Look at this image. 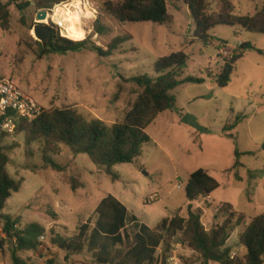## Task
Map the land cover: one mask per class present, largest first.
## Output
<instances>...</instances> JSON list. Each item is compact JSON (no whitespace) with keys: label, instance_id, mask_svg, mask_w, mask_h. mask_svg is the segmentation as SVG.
Segmentation results:
<instances>
[{"label":"rangeland","instance_id":"rangeland-1","mask_svg":"<svg viewBox=\"0 0 264 264\" xmlns=\"http://www.w3.org/2000/svg\"><path fill=\"white\" fill-rule=\"evenodd\" d=\"M106 1L119 2L90 0L92 12L84 27L92 33L86 38L103 49L116 37L132 39L118 45L111 56L102 57L90 48L50 52L34 33L36 23L41 22L34 0H0L12 2L9 27L0 24V71L45 109L71 106L85 117L100 118L109 125L124 119L142 91L130 80L138 75L156 77L154 65L162 57L184 52L187 62L179 79L204 81L185 82L172 91L175 104L148 126L151 141L140 155L131 163L110 168L117 180L107 167L96 164L88 154L74 153L64 143H29L25 132L4 137L2 144L10 157L8 171L24 180L4 211L19 218L18 228L38 223L45 227V235L37 249L19 250L16 240L8 239L0 225V264H95L88 250L69 254L53 243V237L76 235L89 218H96V207L107 194L117 197L151 228L164 218L187 217L186 185L200 168L217 179L220 187L211 196L193 201V210L201 212L206 230L223 223L225 216L219 210L225 204L244 213L243 223L227 242L231 255L243 258L247 249L241 245L240 235L254 217L264 213V54L258 51H264V34L218 25L207 43L194 37L196 26L184 0H168L174 17L168 25L120 22L103 11ZM26 2L30 6L20 9L18 4ZM233 3L237 15H255L264 7V0ZM208 9L216 12L217 3L209 0ZM98 20L106 28L103 34L94 31ZM60 35L82 39L68 28ZM235 54L241 57L228 86L218 87L215 78L225 59ZM187 114L194 115L208 131L184 123ZM48 159L63 170L53 169ZM71 185L77 188L73 190ZM170 256H176L179 264H208L190 248L183 232L168 251L158 248L160 263L166 260L169 264Z\"/></svg>","mask_w":264,"mask_h":264},{"label":"trees","instance_id":"trees-1","mask_svg":"<svg viewBox=\"0 0 264 264\" xmlns=\"http://www.w3.org/2000/svg\"><path fill=\"white\" fill-rule=\"evenodd\" d=\"M184 1L194 20V37L198 40L210 42L211 32L218 25L240 26L246 31L264 34V7L255 15H237L233 0H213L218 5L216 12L209 11V0ZM66 2L67 0H34L40 11H50L55 5ZM11 3L0 2V24L4 29L9 27ZM18 5L20 9H24L30 6V2ZM103 11L120 22L168 25L174 21L169 12L168 0H119L117 3L106 1ZM49 27L53 33L46 41L50 52L65 53L90 48L100 56L107 57L113 54L118 45L132 39L116 37L107 49H103L88 38L76 40L61 36L57 25L53 23ZM105 30L98 20L94 31L103 34ZM258 51L264 54L263 50ZM240 57L241 55L235 54L232 58L225 59L221 72L215 78L218 87L228 86ZM186 62L187 56L184 52L172 53L155 63L156 77H133L130 81L141 87L142 91L122 121L109 125L100 118H87L71 106L55 107L44 108L43 113L32 121L17 119L13 133L0 131V225L8 239L16 240L19 250L37 249L40 245L39 239L45 235V227L33 223L20 229L17 227L19 218H13L4 211L8 199L21 189L24 182L15 179L8 171L10 157L7 148L2 144L4 137L25 132L29 143L37 140H44L48 145L64 143L74 153L88 154L96 164L107 167L113 179L117 180L110 168L120 163H131L140 155L142 147L151 141L146 132L148 126L160 113L174 106L176 99L172 91L185 82L204 81L195 77L179 79ZM235 125L236 123L228 126V129ZM46 161L53 169L63 170L56 162L49 159ZM219 187L217 179L207 170H196L186 185L188 216L164 218L155 228L143 223L117 197L107 194L96 207V218L93 221L89 218L72 237L56 235L53 243L69 254L88 250L95 264H168L166 260L159 262L156 257L157 250L163 246L168 251L173 239L179 232H183L190 248L205 263L264 264V213L254 217L241 233L240 243L247 249V253L239 258L231 255L232 248L227 242L234 230L243 223L245 214H238L232 210L230 204H225L219 210L225 216L223 223L206 230L201 222V212L193 210V201L199 197L211 196ZM71 188L75 190L77 187L71 185Z\"/></svg>","mask_w":264,"mask_h":264},{"label":"built area","instance_id":"built-area-1","mask_svg":"<svg viewBox=\"0 0 264 264\" xmlns=\"http://www.w3.org/2000/svg\"><path fill=\"white\" fill-rule=\"evenodd\" d=\"M71 0H67L66 3ZM90 7L92 5L90 0H84ZM57 4L52 10L47 20L48 25L53 23L57 25L59 31L63 32V25L54 20L59 5ZM86 5H83V7ZM87 9V8H86ZM93 17V16H92ZM87 20V19H86ZM41 21V20H38ZM44 22V21H41ZM88 31H92L86 26ZM63 35V34H62ZM44 111V107L29 93L22 90L14 81V79L0 71V131L6 133H13L16 128L17 119H26L28 121L35 120ZM169 264H179L176 261V256H170L168 258Z\"/></svg>","mask_w":264,"mask_h":264},{"label":"bare ground","instance_id":"bare-ground-1","mask_svg":"<svg viewBox=\"0 0 264 264\" xmlns=\"http://www.w3.org/2000/svg\"><path fill=\"white\" fill-rule=\"evenodd\" d=\"M83 5H86V7H83ZM74 9L77 10V14L73 12ZM90 12H92V8L84 0H71L66 4L59 5L53 17L56 22L63 25L64 29L68 28L72 35L86 38L92 33L84 27ZM47 20L45 19L44 22H47ZM81 33L83 34L82 36L79 35Z\"/></svg>","mask_w":264,"mask_h":264},{"label":"water","instance_id":"water-1","mask_svg":"<svg viewBox=\"0 0 264 264\" xmlns=\"http://www.w3.org/2000/svg\"><path fill=\"white\" fill-rule=\"evenodd\" d=\"M49 15H50V12L48 10H41L38 14V19L41 21H44L45 19L49 18ZM34 33L41 42H46L52 37V34H53L49 25L45 22H37L34 27ZM183 122L192 125L194 128H196L200 132L208 131V129L202 126L199 123L198 119L192 114H187L186 116H184ZM10 242H12V240H10ZM0 248H2L1 242H0Z\"/></svg>","mask_w":264,"mask_h":264},{"label":"clouds","instance_id":"clouds-1","mask_svg":"<svg viewBox=\"0 0 264 264\" xmlns=\"http://www.w3.org/2000/svg\"><path fill=\"white\" fill-rule=\"evenodd\" d=\"M80 36H82L83 34L81 33V34H79Z\"/></svg>","mask_w":264,"mask_h":264}]
</instances>
